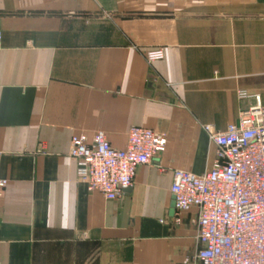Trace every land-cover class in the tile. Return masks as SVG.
Masks as SVG:
<instances>
[{
  "label": "crops",
  "instance_id": "obj_1",
  "mask_svg": "<svg viewBox=\"0 0 264 264\" xmlns=\"http://www.w3.org/2000/svg\"><path fill=\"white\" fill-rule=\"evenodd\" d=\"M0 37V264H195L174 172L212 170L205 128L264 106V0H0ZM133 127L167 151L120 200L90 193L73 137L125 150Z\"/></svg>",
  "mask_w": 264,
  "mask_h": 264
},
{
  "label": "built area",
  "instance_id": "obj_2",
  "mask_svg": "<svg viewBox=\"0 0 264 264\" xmlns=\"http://www.w3.org/2000/svg\"><path fill=\"white\" fill-rule=\"evenodd\" d=\"M164 57L161 49L145 55L149 64ZM255 101L227 132L205 128L216 147L212 170L203 175L174 172L175 222L180 224L182 214L196 212L201 249L195 264H264V106L259 96ZM167 148L166 135L133 127L125 150L115 149L99 132L91 143L83 136L73 137L70 156L90 193L118 201L133 188L138 169L152 165ZM8 185L0 177V197Z\"/></svg>",
  "mask_w": 264,
  "mask_h": 264
},
{
  "label": "water",
  "instance_id": "obj_3",
  "mask_svg": "<svg viewBox=\"0 0 264 264\" xmlns=\"http://www.w3.org/2000/svg\"><path fill=\"white\" fill-rule=\"evenodd\" d=\"M173 209H175V202L173 203Z\"/></svg>",
  "mask_w": 264,
  "mask_h": 264
}]
</instances>
